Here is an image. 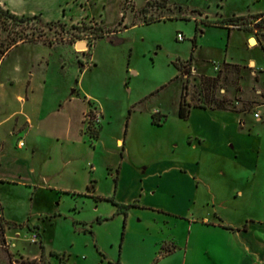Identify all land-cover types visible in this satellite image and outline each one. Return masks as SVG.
I'll return each instance as SVG.
<instances>
[{
  "label": "rangeland",
  "instance_id": "obj_1",
  "mask_svg": "<svg viewBox=\"0 0 264 264\" xmlns=\"http://www.w3.org/2000/svg\"><path fill=\"white\" fill-rule=\"evenodd\" d=\"M128 4L90 0L91 23L53 21L45 40L74 49L26 43L0 60V264L40 258L41 241L50 264H264L256 252L264 245V51L255 48L264 28L254 23L249 45L244 31L207 24L235 15L252 22L264 0ZM38 28L3 30L0 49L16 31ZM249 56L258 66L221 65ZM27 80L31 97L21 106ZM78 91L88 99L83 122ZM183 94L241 113L254 171L190 143L189 117L178 116ZM27 117L32 126L14 133ZM180 167L197 172L196 189ZM136 199L179 215L118 208Z\"/></svg>",
  "mask_w": 264,
  "mask_h": 264
},
{
  "label": "crops",
  "instance_id": "obj_2",
  "mask_svg": "<svg viewBox=\"0 0 264 264\" xmlns=\"http://www.w3.org/2000/svg\"><path fill=\"white\" fill-rule=\"evenodd\" d=\"M89 2L90 0H77V1L75 0H0L1 6H3L6 9H9L12 13L16 15L19 16L38 15L43 19V21L47 23L58 20H65L73 23L78 19H83V18H84L83 21L85 20L86 22L91 23V21L95 20L96 17L94 14H91L88 9H86L87 3ZM50 13H52L54 16H50ZM76 15L78 16L76 17ZM98 24L99 26H102L99 22ZM235 30L243 31L236 28H232L231 32ZM244 32L247 34V41L248 44L250 45L253 35L251 34V32L248 31H244ZM61 45H68L73 47V44L67 42L53 43L52 46H48V47L58 48ZM255 48H260V45L257 43ZM221 65L224 66V70H226V68L230 69L232 67H239L240 69L243 70L245 69V67L250 65L258 66V62L253 56H249L246 65L239 64L233 61L227 62L226 60L221 62ZM31 78L32 75L30 76V79ZM31 85H32V81L27 80L25 92L17 95L16 100L20 102L21 106H25L30 100L31 95L29 94L28 89L31 87ZM79 93H80L79 91L76 92L77 97L80 100H82L79 96ZM190 98L191 101L187 102L190 105L189 108L190 110L189 122L191 128V131L189 132L190 143L196 141L200 145H208L209 147L207 148L208 151L214 156L231 159L233 161H236L238 165H240L242 168H245L248 171H254L255 162L257 161V156L254 154L253 151L249 150L252 134L251 132L247 131L246 122L241 117V113L228 109H219L216 107L204 106L203 105L204 103H202V99L197 100L199 102L195 103L194 98L191 97V95ZM86 100L88 101V99L86 98L85 100H82V102L86 104V109H84L85 111L83 113L82 122L84 116H86L88 112ZM17 116L19 115H16L15 117ZM178 116H179V111H178ZM195 116L197 118H195ZM234 116H236V119L234 118ZM259 118H261V116ZM17 121L18 120L16 119V124L13 130V132L17 134L25 132V130L27 128H30L33 124L30 117H27L26 120L21 124H17ZM118 144L119 145L123 144L122 139L118 140ZM177 175L180 177L182 181L191 182L192 188L196 189L200 184V178L197 175L196 171H187L184 168L180 167V169L177 170ZM115 177L117 178V190H119L121 184L120 171L117 172ZM4 180L5 178L0 176V181H4ZM87 187H89V185H87ZM134 203L137 204V206L133 208L140 207L144 209H151L154 211H158L160 213H165L166 215H170V216L179 215L176 213V211H172L171 209H161V207H150L143 205L137 199L133 202L126 203L123 205L134 204ZM216 226H221V224L217 223ZM248 229L246 231H249ZM239 231L240 230H238L237 232ZM262 236L264 238V235ZM256 252L258 254V257H260L259 259L262 261L261 257L264 255V245H262V247H260Z\"/></svg>",
  "mask_w": 264,
  "mask_h": 264
},
{
  "label": "trees",
  "instance_id": "obj_3",
  "mask_svg": "<svg viewBox=\"0 0 264 264\" xmlns=\"http://www.w3.org/2000/svg\"><path fill=\"white\" fill-rule=\"evenodd\" d=\"M252 17L255 18L254 21L252 22H247L246 23H241L239 24L238 21L240 20H246V18L244 16H232L229 17L227 19H225L224 21H216V22H207V24L210 25H215V26H225L229 32H231V29L233 27H238L239 30H243V31H252L254 23H256L255 27L257 28H264V13H259V14H255V15H251ZM37 23L39 25V28L37 31H34L31 34H24L22 32L17 33V37L14 38L12 40V42L10 44H8L7 46H4L2 49H0V60L3 59L8 52L18 46L19 44H23V43H43L46 44L47 46H52L53 42H48L45 40V30L46 29H51L53 27V25L55 23L50 22L47 23L45 21H43V19L38 16V15H33V16H19L16 15L14 13H12L9 9L4 8L3 6H1L0 4V37H1V32L4 31H8L11 30L9 28H13L14 30H16L17 27L23 26L25 23ZM150 24V23H147ZM252 25V26H251ZM251 26V27H250ZM103 27L99 26L97 27V30L102 32L103 31ZM116 31L110 32V33H115ZM260 46L264 51V42H260ZM215 102V99H214ZM190 106H188L186 100H185V94H183V99L181 101L180 107H179V117L181 119H188L189 117V110ZM216 108L219 109H225L221 106H218ZM153 124H156L158 126L162 125L161 121H157L156 120V114L153 115ZM96 138L98 137V134H96L95 136ZM116 181V188H117V178L115 179ZM2 182V181H1ZM90 189V187H88ZM119 209H126L129 210L133 207H136L137 204H128V205H123V204H117ZM127 217V213H125V218ZM41 250H42V254L40 256V258H35L32 260H28V259H24L22 258L20 261H16V264H50V262L48 261L46 254H45V249L43 246V242L41 241ZM58 257H60L61 259H65V257H61L59 255H56ZM13 261H11V264H15Z\"/></svg>",
  "mask_w": 264,
  "mask_h": 264
},
{
  "label": "built area",
  "instance_id": "obj_4",
  "mask_svg": "<svg viewBox=\"0 0 264 264\" xmlns=\"http://www.w3.org/2000/svg\"><path fill=\"white\" fill-rule=\"evenodd\" d=\"M131 2H132V0H128V3H129L128 5H130ZM233 28L238 29V27H233ZM184 39H185V37H184V35H182L181 33H179V34L177 35V40H178V41H184ZM215 69L218 70L219 67H218L217 65H215ZM255 117H256V118H259V117H260V114H259V113H256V114H255ZM20 146H23V142H20ZM34 242H35V241H34Z\"/></svg>",
  "mask_w": 264,
  "mask_h": 264
},
{
  "label": "bare ground",
  "instance_id": "obj_5",
  "mask_svg": "<svg viewBox=\"0 0 264 264\" xmlns=\"http://www.w3.org/2000/svg\"><path fill=\"white\" fill-rule=\"evenodd\" d=\"M253 44H256V40H251ZM78 48L83 49L85 51L87 49V44L85 42H81L77 44Z\"/></svg>",
  "mask_w": 264,
  "mask_h": 264
},
{
  "label": "water",
  "instance_id": "obj_6",
  "mask_svg": "<svg viewBox=\"0 0 264 264\" xmlns=\"http://www.w3.org/2000/svg\"><path fill=\"white\" fill-rule=\"evenodd\" d=\"M251 40H255V39L252 38Z\"/></svg>",
  "mask_w": 264,
  "mask_h": 264
}]
</instances>
